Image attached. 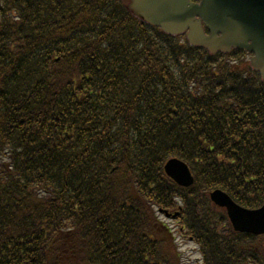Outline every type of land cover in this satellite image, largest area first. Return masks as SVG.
Masks as SVG:
<instances>
[{
    "label": "trees",
    "instance_id": "16d2710c",
    "mask_svg": "<svg viewBox=\"0 0 264 264\" xmlns=\"http://www.w3.org/2000/svg\"><path fill=\"white\" fill-rule=\"evenodd\" d=\"M250 57L211 56L121 0H0V264H183L159 209L180 211L202 264H264V236L209 197L264 205Z\"/></svg>",
    "mask_w": 264,
    "mask_h": 264
},
{
    "label": "water",
    "instance_id": "95a60500",
    "mask_svg": "<svg viewBox=\"0 0 264 264\" xmlns=\"http://www.w3.org/2000/svg\"><path fill=\"white\" fill-rule=\"evenodd\" d=\"M122 1L144 22L169 35L187 34L190 43L206 48L211 54L229 53L232 48L254 53L252 67L264 81V0ZM166 172L180 186L190 187L194 183L188 166L178 159L167 163ZM211 199L227 209L236 231L264 234V206L254 211L243 209L222 191L214 192Z\"/></svg>",
    "mask_w": 264,
    "mask_h": 264
},
{
    "label": "rangeland",
    "instance_id": "374dc122",
    "mask_svg": "<svg viewBox=\"0 0 264 264\" xmlns=\"http://www.w3.org/2000/svg\"><path fill=\"white\" fill-rule=\"evenodd\" d=\"M168 222L173 224V226H175V228L177 229L176 223H174L173 221H168ZM177 237H178L177 241L180 247V251L183 254V263L184 264H201V254L197 246L193 242L180 236L178 233H177Z\"/></svg>",
    "mask_w": 264,
    "mask_h": 264
}]
</instances>
